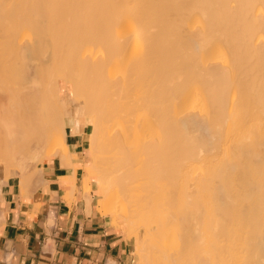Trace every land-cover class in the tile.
Segmentation results:
<instances>
[{
  "label": "bare ground",
  "instance_id": "1",
  "mask_svg": "<svg viewBox=\"0 0 264 264\" xmlns=\"http://www.w3.org/2000/svg\"><path fill=\"white\" fill-rule=\"evenodd\" d=\"M69 120L138 264H264V0H0L4 172Z\"/></svg>",
  "mask_w": 264,
  "mask_h": 264
},
{
  "label": "crops",
  "instance_id": "2",
  "mask_svg": "<svg viewBox=\"0 0 264 264\" xmlns=\"http://www.w3.org/2000/svg\"><path fill=\"white\" fill-rule=\"evenodd\" d=\"M87 128L67 124L66 158L54 154L24 183H2L0 264H138L134 241L99 210Z\"/></svg>",
  "mask_w": 264,
  "mask_h": 264
},
{
  "label": "rangeland",
  "instance_id": "3",
  "mask_svg": "<svg viewBox=\"0 0 264 264\" xmlns=\"http://www.w3.org/2000/svg\"><path fill=\"white\" fill-rule=\"evenodd\" d=\"M154 30L155 29H152V31H154ZM70 123H72V122L69 120L67 124H70ZM86 124L88 125V128L87 129H88L89 134H90V132L92 131V125L89 124V123H86ZM35 141H32V144L35 145V148L31 144V146H30V150L31 151L29 150L28 152H26L24 154H19L18 159L20 161H18V160L17 161L20 162L22 165L20 164L19 166H21V167H19V166L17 167L16 166V163H15L14 164V171L16 170L15 172L14 171H12L10 173L4 172L5 171L4 170L5 169V167H4L5 165L3 163L1 164V166H0L1 167L0 168V172H3V173L0 174V186L2 185L3 182H6L7 181V180L6 181L3 180L4 178H10L12 176H19V174H17L18 172L20 173V176H19L20 178H21V176H23L21 178V180L23 181L22 183H24L26 181L25 179L28 180L33 175H35V173H37L39 171V169L41 168V166H40L41 160L43 162V160L45 159L44 155L42 157L39 154L40 153L41 154H44L43 153L44 152L43 151V148L45 149V147H44L45 143L43 141L44 144L43 143L42 144L40 143L41 147H39V143L37 144V142H35ZM42 146H43V148H42ZM36 148H38V149L40 148V150H37ZM34 149L37 150V153L39 152V154H38L39 156H37V153H36V151ZM89 151H90V154H91V150L90 149H89ZM114 222H115L116 225L118 224L115 218H114Z\"/></svg>",
  "mask_w": 264,
  "mask_h": 264
}]
</instances>
